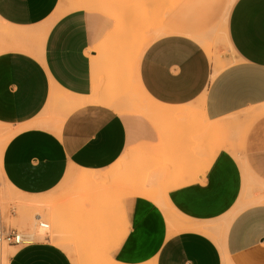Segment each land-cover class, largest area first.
I'll use <instances>...</instances> for the list:
<instances>
[{"label": "crops", "instance_id": "0c3cea01", "mask_svg": "<svg viewBox=\"0 0 264 264\" xmlns=\"http://www.w3.org/2000/svg\"><path fill=\"white\" fill-rule=\"evenodd\" d=\"M120 5L0 0V124L18 130L1 179L41 197L117 166V219L95 232L107 264H264V0L150 2L167 7L156 35L137 39L118 32ZM133 83L147 103L123 108ZM189 121L213 139L190 156L175 146ZM146 146L149 168L165 165L151 178L160 197L126 191L121 176L122 158ZM64 246H10L7 264H74Z\"/></svg>", "mask_w": 264, "mask_h": 264}, {"label": "rangeland", "instance_id": "374dc122", "mask_svg": "<svg viewBox=\"0 0 264 264\" xmlns=\"http://www.w3.org/2000/svg\"><path fill=\"white\" fill-rule=\"evenodd\" d=\"M115 1L117 0H104L106 4ZM164 1L125 0V5L119 7L120 12L125 13V15L116 14L115 16L121 28L118 32L122 33L124 30L127 33L130 30L133 39H137L140 33L143 34L151 28L155 36L156 31H158L160 15L167 5H149V3ZM232 1L228 0V5H224L226 11L230 8ZM117 6L96 5L95 7L108 15H112ZM113 85L110 93L113 90ZM124 99L125 104H130L126 107H124L125 104L122 106L128 109H131L134 103H147L134 83L131 95H127ZM130 116L147 121V118L140 115ZM181 124L178 122L176 129L181 128ZM188 127V136L177 139L176 149L183 148L189 156L199 149H208L213 139L210 138L207 130L204 131L201 125L200 127H193L191 121L188 122ZM170 128L174 129L173 126ZM6 132L0 124V144ZM225 140L223 136L216 139L220 145L224 144ZM149 161L147 146L122 158L120 172L121 176L124 177L126 191L132 187L142 195L149 196L152 193L154 197H160L164 187L159 184H157V188L154 185L151 187V178L152 175L154 177L164 173L165 165L161 167L153 165V168L150 169ZM131 167L136 169H127ZM116 168L117 166L112 171L106 172L103 180L98 171L83 170L80 171L82 173L77 172L72 179L64 181L55 191L41 197H28L19 194L11 190L0 177V221L4 227L16 229L22 233L27 241H44L46 240L45 236L40 237L41 235H39V231H41L38 227L39 221L32 219L34 214L40 213V221L48 224L47 236L50 238V242L62 241L66 250L74 256V264H107L95 232L106 224H110L113 214L115 215L114 219H117L116 215L119 210L117 200L122 190L120 191L118 187V169L116 170ZM156 204L165 210L163 202L157 201ZM10 246L13 245L5 243L0 245V261L2 259L5 264L14 250Z\"/></svg>", "mask_w": 264, "mask_h": 264}, {"label": "bare ground", "instance_id": "6f19581e", "mask_svg": "<svg viewBox=\"0 0 264 264\" xmlns=\"http://www.w3.org/2000/svg\"><path fill=\"white\" fill-rule=\"evenodd\" d=\"M81 1H83V0H76L77 3H80ZM75 6H76V7H84L85 5H75ZM119 15H123V13H120ZM53 94H55V93H53ZM59 94H60V93H59ZM59 94L54 95L55 97L53 96V97H54L53 100H56V96H57L58 99L61 97V101H62V100H63V101H67V100L70 99L69 96H68L66 93H62L61 95H59ZM51 100H52V99H51ZM4 130L7 131V132H6V135H5L4 139L2 140V143L0 144V161H1V156H2V151H3L4 146L6 145V143H7L8 140L10 139V137L13 136V135L15 134V132L17 133V131H18V130H16V131L14 132V131L9 130V129H4ZM90 176H93V174H90ZM32 219H33V221H36V220L39 221V222H38V227H39L40 230H41V231H39V235H41L40 237H44V236H45V239H47L48 224H46V223L40 221V213H36V214H34L33 217H32ZM39 223L46 224L47 228L45 229V228L40 227V226H39ZM171 228H172V227H171ZM182 230H183V229H182ZM29 237H30V236H29ZM30 238H31V237H30ZM0 264H5V263L3 262L2 259H1V261H0ZM6 264H7V263H6Z\"/></svg>", "mask_w": 264, "mask_h": 264}, {"label": "built area", "instance_id": "2783aa9c", "mask_svg": "<svg viewBox=\"0 0 264 264\" xmlns=\"http://www.w3.org/2000/svg\"><path fill=\"white\" fill-rule=\"evenodd\" d=\"M39 226L45 229L47 228L46 224L43 223H39ZM27 242L30 241H27L22 233L16 229L4 227L0 221V245L5 243L8 245L19 246Z\"/></svg>", "mask_w": 264, "mask_h": 264}]
</instances>
